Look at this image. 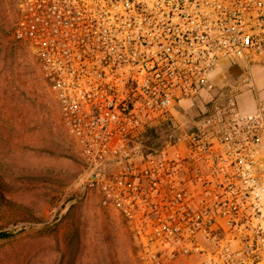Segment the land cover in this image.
<instances>
[{
    "label": "built area",
    "instance_id": "built-area-1",
    "mask_svg": "<svg viewBox=\"0 0 264 264\" xmlns=\"http://www.w3.org/2000/svg\"><path fill=\"white\" fill-rule=\"evenodd\" d=\"M12 3L11 37L140 262L262 264L264 101L243 112L219 94L188 130L172 110L233 62H264V0ZM165 128L164 147L146 152L147 133Z\"/></svg>",
    "mask_w": 264,
    "mask_h": 264
},
{
    "label": "rangeland",
    "instance_id": "rangeland-1",
    "mask_svg": "<svg viewBox=\"0 0 264 264\" xmlns=\"http://www.w3.org/2000/svg\"><path fill=\"white\" fill-rule=\"evenodd\" d=\"M13 24L12 0H0V233L13 234L0 239V264H61L73 229L82 243L77 264H142L124 222L103 210L85 185L78 149L33 57L12 39ZM233 63L213 78L210 90L173 108L179 128L188 130L222 93H233L243 112L264 101V62ZM169 135L170 129L158 130L154 140L146 138L145 151L159 152Z\"/></svg>",
    "mask_w": 264,
    "mask_h": 264
},
{
    "label": "trees",
    "instance_id": "trees-1",
    "mask_svg": "<svg viewBox=\"0 0 264 264\" xmlns=\"http://www.w3.org/2000/svg\"><path fill=\"white\" fill-rule=\"evenodd\" d=\"M8 60V59H7ZM155 133L150 131L147 133V138L154 140ZM13 237L11 233H0V239H10ZM82 253V243L80 238V233L77 229H73L69 236L64 242V251L61 255V264H77L80 260V255Z\"/></svg>",
    "mask_w": 264,
    "mask_h": 264
},
{
    "label": "crops",
    "instance_id": "crops-1",
    "mask_svg": "<svg viewBox=\"0 0 264 264\" xmlns=\"http://www.w3.org/2000/svg\"><path fill=\"white\" fill-rule=\"evenodd\" d=\"M262 264H264V262Z\"/></svg>",
    "mask_w": 264,
    "mask_h": 264
}]
</instances>
